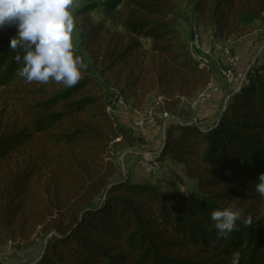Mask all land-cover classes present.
Masks as SVG:
<instances>
[{"label":"trees","instance_id":"obj_1","mask_svg":"<svg viewBox=\"0 0 264 264\" xmlns=\"http://www.w3.org/2000/svg\"><path fill=\"white\" fill-rule=\"evenodd\" d=\"M197 21L227 41L264 18V0H186ZM177 0L90 1L80 35L86 68L65 87L26 82L9 48L15 26L0 28V88L19 99V124L0 128V246L44 239L32 264H264V204L255 191L264 173V61L231 93L214 125L175 120L165 130L161 157L181 165L194 182L183 193L122 177L113 152L135 139L120 124L95 72L133 98L154 92L175 107L205 87L211 74L181 41ZM148 42L143 47L142 41ZM84 53L90 60L85 62ZM180 183V180L177 179ZM238 209L226 237L210 213Z\"/></svg>","mask_w":264,"mask_h":264},{"label":"rangeland","instance_id":"obj_2","mask_svg":"<svg viewBox=\"0 0 264 264\" xmlns=\"http://www.w3.org/2000/svg\"><path fill=\"white\" fill-rule=\"evenodd\" d=\"M90 1L73 0L69 11L74 19L72 44L74 51H82L80 35L85 30L84 22L96 24L103 19L100 10L88 15L82 20L78 11ZM177 28L182 42L188 45L191 52L202 60L211 74L209 83L195 93L181 97L175 107L167 106L154 92L144 98H133L123 91L108 75L95 72L109 107L122 126L129 129L135 143L131 146H115L113 152L122 177H130L135 182L149 181L162 191H166L168 182H174L177 188L185 192L195 189L194 182L188 179L184 168L166 157H161L160 149L164 140L165 130L172 121L182 120L197 124L204 130L210 129L219 114L227 105L231 93L239 83H227L223 72L231 69L235 75L245 74L255 63L264 61V18L246 29L240 36L222 41L213 36L210 29L201 25L193 13L191 5L186 0H177ZM198 37L199 44L206 52L191 47L193 36ZM143 47H148L147 41H142ZM85 62L90 66V60L84 53ZM234 58V63L229 59ZM119 95L125 109L116 106L115 96ZM21 107L19 99L11 91L0 88V128H8L20 123ZM123 110L128 117L119 115ZM133 111L143 120L144 134L139 135L133 127ZM143 165H151L154 172L148 174ZM180 180V183L177 182ZM254 210L259 215L264 214V204L257 205ZM44 239L36 236L29 244L22 242L15 245L6 243L0 246V264H32L39 257Z\"/></svg>","mask_w":264,"mask_h":264},{"label":"clouds","instance_id":"obj_3","mask_svg":"<svg viewBox=\"0 0 264 264\" xmlns=\"http://www.w3.org/2000/svg\"><path fill=\"white\" fill-rule=\"evenodd\" d=\"M73 0H0V28L15 26L16 35L9 48L22 49L23 56L14 59L22 63L17 75L26 82L46 84L49 80L65 87L75 86L86 64L74 55L72 32L74 19L69 11ZM255 191L264 197V173L258 176ZM241 218L238 209L225 208L210 213L218 230V237H226ZM240 254L235 252L231 264H239Z\"/></svg>","mask_w":264,"mask_h":264},{"label":"built area","instance_id":"obj_4","mask_svg":"<svg viewBox=\"0 0 264 264\" xmlns=\"http://www.w3.org/2000/svg\"><path fill=\"white\" fill-rule=\"evenodd\" d=\"M191 47L195 50L202 52L203 54L206 53L204 51V49L201 47V45L199 44L198 37L196 35H194L192 38ZM234 61H235L234 58L229 59L230 63H234ZM222 75H223V79L225 80V82H227V83H236L237 82L239 84L244 80V76H245V74L235 75L231 69L224 71ZM115 103H116V106H118L121 109L126 108L122 98L118 94L115 96ZM108 112H112L110 107H108ZM133 115H134V119L132 122L133 127L136 129V131L139 133V135H143L144 134L143 120L138 117V115H139L138 112L133 111ZM143 166H144V171L146 173L151 174L154 172V168L151 165H147V166L143 165Z\"/></svg>","mask_w":264,"mask_h":264},{"label":"crops","instance_id":"obj_5","mask_svg":"<svg viewBox=\"0 0 264 264\" xmlns=\"http://www.w3.org/2000/svg\"><path fill=\"white\" fill-rule=\"evenodd\" d=\"M119 115H122L123 117H128V114L126 112H124L123 110H121V112H118ZM129 119H131L130 117H128Z\"/></svg>","mask_w":264,"mask_h":264}]
</instances>
